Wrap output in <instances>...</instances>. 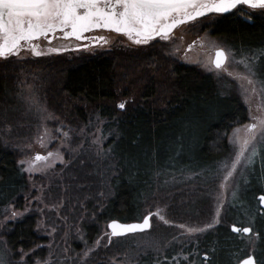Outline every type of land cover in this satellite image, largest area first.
<instances>
[{
  "label": "trees",
  "instance_id": "trees-1",
  "mask_svg": "<svg viewBox=\"0 0 264 264\" xmlns=\"http://www.w3.org/2000/svg\"><path fill=\"white\" fill-rule=\"evenodd\" d=\"M194 22L196 30L223 39L237 55L256 58L264 81V9L240 7ZM168 49L155 38L111 49L0 58V222L9 205L21 208L31 193L19 164L27 154L19 146L29 118L27 90L53 112L55 130L72 134L39 211L0 224L11 264L19 250H36L29 264L43 259L44 233L51 225L58 235L68 234L73 250L96 249L99 241L103 259L119 253L129 259L124 264H237L250 253L264 264V210L258 199L264 194V144L220 223L198 234L174 231L180 222L204 219L208 177L229 151L231 130L249 114L237 93L222 90L211 73ZM96 128L102 144L94 140ZM47 198L51 205H41ZM158 204L168 205L171 223L156 225ZM149 213V230L110 234V220L138 221ZM232 224L249 225L252 232L237 234ZM104 230L114 239L109 244L99 239ZM128 238H137L131 242L136 245Z\"/></svg>",
  "mask_w": 264,
  "mask_h": 264
},
{
  "label": "rangeland",
  "instance_id": "rangeland-1",
  "mask_svg": "<svg viewBox=\"0 0 264 264\" xmlns=\"http://www.w3.org/2000/svg\"><path fill=\"white\" fill-rule=\"evenodd\" d=\"M198 23L194 22L193 24L188 23L179 26L175 30V33L170 35L169 39H163L168 43V52L176 55L182 62L196 64L205 72L211 73L222 90L237 93L247 107L249 120L245 124L239 125L231 130L228 137L229 151L218 163L215 173L211 177H208L210 180V189L207 191L206 196L209 203L208 211L204 219L194 222L187 219L188 221L176 224L177 226L174 229L175 233L184 235L204 232L223 220L226 215L227 206L246 182L254 156L264 144V132L257 131L255 138L248 145L239 164H236L235 170L233 171L232 165L235 163L236 157L240 152V144L234 142L236 141L235 134L237 129L241 130L239 135L241 139H244L246 138L245 132L243 131L245 127L257 123L260 119H264V110H261L264 109V81L256 73V58L251 54L237 55L232 47L227 45L223 39L214 37L209 32H200L198 27L196 30V24L198 25ZM129 43L131 42H128L123 36L110 35L107 43L97 47H90L86 51L111 49L119 45L126 46ZM58 44L65 45L67 43L59 42ZM218 48L224 49L228 55V62L225 65L227 71L217 70L210 63L213 60L215 50ZM83 50L85 49L69 52ZM22 55L28 54H21L19 56ZM248 80H251L252 83L249 84ZM24 96V107L29 118L25 120L28 123L23 129L29 130H24L23 142H20L21 145H19L21 151L25 150L27 153L19 159V164L29 177L31 193H27L21 208L16 207L15 204L9 205L1 219V226L8 221L18 220L29 213L39 211V201L49 191L48 183L52 176L54 177L55 175V166L64 162L65 151L71 148L70 142L72 141V134L63 132L60 129H54L51 123L55 120V116L48 108V105L40 102L28 90ZM94 140L99 144L103 143L98 128L94 131ZM37 155L44 156L47 159L37 162L35 160ZM30 165H35V169L30 170ZM229 173L231 174L229 175ZM35 176L45 178V183L38 181ZM50 199L47 198L41 205L49 204L47 206H50ZM174 201L172 202L174 203ZM167 204H158L157 206V226L164 224L165 221H167V224L173 221V216L171 215L173 213L168 211ZM160 217L164 219L162 220ZM42 223L46 225L45 219L42 220ZM191 229L195 231H190ZM44 234L48 237L46 256L43 259L36 257L30 264H124L129 260L125 257L119 258L121 255L119 253L109 254L110 256L108 258L103 259L105 254L98 248L100 247L99 241L95 243V246H97L96 249H87L85 246L82 250H73L72 244L70 242L68 243V234L65 232L63 235H58L52 225L49 231H46ZM110 234L104 230L99 239L103 237V242L109 244L114 240ZM135 239L137 238H128V244L131 246L136 245L135 243L131 244V242H135ZM253 239L251 238L249 243H254ZM35 251V249L33 251H17L15 264H29L28 256L34 254ZM12 255L13 253L9 251L4 239H1L0 264H11L9 258ZM191 264H195L194 261H191Z\"/></svg>",
  "mask_w": 264,
  "mask_h": 264
},
{
  "label": "snow or ice",
  "instance_id": "snow-or-ice-1",
  "mask_svg": "<svg viewBox=\"0 0 264 264\" xmlns=\"http://www.w3.org/2000/svg\"><path fill=\"white\" fill-rule=\"evenodd\" d=\"M240 4L264 9V0H0V58L19 56L25 49L40 56L42 52L33 41L47 40L49 35L55 37L57 32L63 34L62 39L85 40L88 39L85 33L103 29L125 35L138 45L157 37L166 40L184 23L208 13H228ZM93 39L107 43L104 37ZM227 62L228 55L223 50L216 51L215 58L210 61L215 69L224 71H227ZM248 83L252 81L248 80ZM243 131L244 139L240 138V129L235 134L234 142L240 144V152L232 165L233 171L257 131L264 132V119L246 126ZM46 159L40 155L35 157L37 162ZM34 169L35 165H30V170ZM150 219L146 217L143 223L131 225L113 222L109 226L111 235L143 232L150 228ZM233 231L248 233L250 229L234 228ZM245 264L254 262L249 259Z\"/></svg>",
  "mask_w": 264,
  "mask_h": 264
},
{
  "label": "flooded vegetation",
  "instance_id": "flooded-vegetation-1",
  "mask_svg": "<svg viewBox=\"0 0 264 264\" xmlns=\"http://www.w3.org/2000/svg\"><path fill=\"white\" fill-rule=\"evenodd\" d=\"M240 7H248V6L244 5V4H240V5L237 6V8H240ZM237 8H235V9H237ZM208 14H210V13H208ZM199 18H201V17H199ZM190 22H192V21H190ZM190 22H187V23H184V24H188ZM184 24H182V25H184ZM182 25H180V26H182ZM177 28H175L173 30L172 34L175 33V30ZM110 35L123 36L128 42L133 43V41L128 39V37L125 36V35H120V34H117L115 32H111V31H107V30H103V29H97V30H94L92 32L85 33V36L88 37V39H85V40H76L74 38L62 39L61 37L63 36V34L60 33V32H57L55 37H52L51 35H49L47 40L41 38L39 40L33 41V43L38 45L39 46V50L42 52V55H40L38 57H43V56H50V55H53V54L66 53V52L74 51V50H82V49L87 50L90 47L101 46V45H103L105 43L103 41H98L97 39H93V38L104 37L107 40V42H108ZM157 38H159V37H157ZM49 40H51V43L48 42ZM59 42H65L67 44L59 45L58 44ZM50 50H54V51H50ZM21 54H33L34 55V53L31 50H27V49L20 51L19 55H21ZM131 234H134V233H131ZM237 234L246 235V234H244L241 231L238 232ZM256 261L259 264L257 259H256Z\"/></svg>",
  "mask_w": 264,
  "mask_h": 264
},
{
  "label": "water",
  "instance_id": "water-1",
  "mask_svg": "<svg viewBox=\"0 0 264 264\" xmlns=\"http://www.w3.org/2000/svg\"><path fill=\"white\" fill-rule=\"evenodd\" d=\"M198 18H199V17H198ZM218 50H223V51L226 53V51H225L224 49H222V48H218V49H216L215 52L218 51ZM215 52H214V57H213V59L215 58ZM226 54H227V53H226ZM262 198H264V194H263V193L258 195V199H259V204H260L261 208L264 210V199H262ZM146 217H151V218H152V215L149 213V214L145 215L141 220H138V221H130V222H123V221H120V220H118V219H112V220H110V221L108 222V228H109V231H110V233H111V228H110L109 226H110L113 222L120 223V224H123V225L141 224V223H143V220H144ZM151 225H152V219H150V228H151ZM150 228L146 229L145 231L149 230ZM234 228H239V229H241V230H243V229H250V232H248V233H245V232L241 231V232H243V233L246 234V235H249V234L252 232V228H251V226H249V225H247V226H239V225H236V224H232V225H231V230L233 231ZM143 232H144V231H143ZM234 232H235V233H238V232H236V231H234ZM135 233H138V232H135ZM128 234H131V233H128ZM125 235H127V234H125ZM122 236H124V235H122ZM115 237H116V236H115ZM249 259H252L253 262H254V264H258L257 261H256V257H255V255H254L253 253H250V254L246 255L245 257H243V258H242L237 264H245V261H247V260H249Z\"/></svg>",
  "mask_w": 264,
  "mask_h": 264
}]
</instances>
